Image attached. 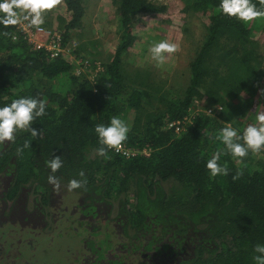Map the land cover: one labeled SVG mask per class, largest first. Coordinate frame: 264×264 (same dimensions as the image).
<instances>
[{"label":"trees","instance_id":"trees-1","mask_svg":"<svg viewBox=\"0 0 264 264\" xmlns=\"http://www.w3.org/2000/svg\"><path fill=\"white\" fill-rule=\"evenodd\" d=\"M85 2L64 0L70 20L60 18L63 49L83 24ZM112 2L120 21L119 45L93 80L74 73L65 51L52 57L46 49L29 44L18 28L0 25V32L16 36L13 41L0 35V107L21 97L47 101V114L32 125L43 130L42 137L21 132L15 143L0 145L2 213L9 219L14 212L46 216L54 188L47 180L52 173L46 161L61 156L64 164L55 175L68 195L86 200L78 205L80 216L90 219L85 223L71 215L66 218L69 227L77 223L83 230L78 264H255L254 248L264 244V160H256L250 152L237 165L224 154L223 143L209 135L215 137L233 121L231 127L242 134L248 124L257 123L246 122V115L254 116L258 106L264 109L260 96L264 71L259 69L253 32L264 18L245 24L223 15L220 0H189L187 10L208 15L209 24L191 66V82L180 99L164 85L152 83L147 71L132 76L123 59L136 42L137 17L164 13L166 6L152 0ZM253 3L259 7L258 0ZM228 42L234 47L225 52L222 46ZM222 68L227 72L223 74ZM245 95L252 110L242 113L234 102ZM199 99L209 105L194 112L183 132L164 130L169 122L188 117ZM113 116L130 128L125 144L146 149L149 155L127 159L110 151L105 159L95 154L100 146L95 125H108ZM26 141L32 147L18 156L17 148ZM217 151L222 153L219 164L230 170L228 176L213 178L206 168ZM238 168L244 175L234 182ZM81 170L87 176V191L69 192V180L80 179ZM38 188L47 194L36 195L30 210L27 197L32 191L37 194ZM116 206L118 214L112 216ZM66 208L63 216L70 212ZM115 222H121V233L113 227ZM81 250L88 254L84 259Z\"/></svg>","mask_w":264,"mask_h":264},{"label":"rangeland","instance_id":"rangeland-1","mask_svg":"<svg viewBox=\"0 0 264 264\" xmlns=\"http://www.w3.org/2000/svg\"><path fill=\"white\" fill-rule=\"evenodd\" d=\"M152 1L155 4L166 6L167 9L164 13L141 14L137 17L133 28L137 39L128 53L124 54V65L132 76L138 70L149 72L152 83L164 85L165 88H169L171 96L181 99L184 98L186 89L191 82L192 63L205 42L209 16L201 12L187 10L189 0ZM84 6L86 12L83 24L72 32L64 51L67 53L68 60L73 63L74 73L93 80L99 72L104 70V64L110 61L115 54L120 40V21L118 10L112 0H86ZM60 18L70 20L65 3L59 6L54 13H49L45 17L47 29L62 36ZM262 21L260 27L254 29L253 32L257 44V60L261 64L259 69L264 71V20ZM47 29H45L46 34L48 33ZM162 40L176 43L178 51L168 58L166 63L157 67L151 58L149 48ZM240 45H236L235 48H240ZM233 47L234 44L228 42L222 46V50L230 52ZM221 71L223 74L225 71L227 72L225 68H222ZM263 81L262 86L264 85ZM262 86L260 85V87ZM248 101L249 97L245 95L243 100L235 101L234 104L242 107L244 110L242 113L248 112V110L251 112L252 109L248 107ZM208 105L206 99L195 101L194 106L189 110L188 117L191 118L195 111L204 109ZM216 117H214L216 120H220ZM255 117L256 114L254 116L246 115L245 121L256 122ZM130 118L132 117L130 116ZM220 122H223V118ZM234 123L233 121L228 125L234 126ZM243 128L244 126L240 127L241 132ZM164 130L172 129L167 124ZM146 155H149V151ZM255 157L258 161L264 160V151ZM40 194L45 196L46 190L38 188L37 194L34 191L30 192L29 198L27 197V207L30 210L34 209V199L36 195L40 196ZM82 199L83 204L86 203L82 196L75 193L68 195L64 187H61L59 192L53 188L51 206L46 207L47 215H44L42 219L26 212L23 214L14 212L8 221L1 219L0 249L3 251L2 259L6 260L17 256L16 264L25 261V264H78L76 261L80 260L78 251L80 250V241L84 237L81 236L83 230L77 223L69 227L66 218L68 220L71 215V219L77 222H79L78 220L85 223L90 221V219L87 220L80 216L78 205L82 203ZM67 206H69L70 212L67 214L68 216L66 212L63 216L62 208L66 210ZM1 207L0 204L2 213L3 208ZM113 211L112 216H116L118 214L117 206L111 212ZM100 215L102 212L95 218ZM99 222H102V219ZM35 223L41 224L42 227L38 228ZM113 227L117 233H121V222H115ZM85 236H89V234H85ZM117 237H122V235L117 234ZM80 253L82 259L88 255L83 250Z\"/></svg>","mask_w":264,"mask_h":264},{"label":"clouds","instance_id":"clouds-1","mask_svg":"<svg viewBox=\"0 0 264 264\" xmlns=\"http://www.w3.org/2000/svg\"><path fill=\"white\" fill-rule=\"evenodd\" d=\"M63 3L64 0H0V25L4 29L15 27L27 31L34 28L36 31L42 32L47 14L54 13ZM258 4L259 7L257 3H253V0H220L218 7L223 15L247 24L264 18V0H258ZM0 35L11 37L13 41L16 40V36L9 31L0 32ZM177 51L178 45L167 40L154 43L149 48L151 58L157 67L166 63L167 59ZM260 96L264 97V89H260ZM46 108L47 101L36 97H21L12 100L9 105L0 107V145H4L6 142L15 143L17 134L21 132H30L34 138L42 137L43 130L38 131L32 125L38 118L47 114ZM255 112L257 123L248 124L242 134L229 125L223 127L215 137L209 135L210 140L216 139L223 143L226 147L224 154L230 155L237 165H241L250 152L253 155H258L264 151V109L258 106ZM94 131L100 145L95 150L97 156L107 159L108 153L113 150L117 153L123 152L125 156L128 155L123 146L128 139L130 128L119 116L111 117L108 125H95ZM31 147L32 143L26 141L23 147L17 148V155L21 156L24 149ZM221 154L220 151H217L206 162V168L213 178L230 174L226 164L224 166L219 164ZM63 164L61 156H55L46 161V165L52 173L47 178L48 183L53 185L57 192L60 190L61 182L55 173L63 167ZM78 175L80 179L69 180L67 184L69 192L77 189L87 191L88 181L85 172L81 170ZM243 175V169L238 168L232 179L235 182ZM254 252L256 253L253 257L255 264H264V244H257Z\"/></svg>","mask_w":264,"mask_h":264},{"label":"built area","instance_id":"built-area-1","mask_svg":"<svg viewBox=\"0 0 264 264\" xmlns=\"http://www.w3.org/2000/svg\"><path fill=\"white\" fill-rule=\"evenodd\" d=\"M44 31L38 32L34 28L33 29H28L27 31L19 30L22 35L27 39L29 44H31L35 49L40 50V49H46L48 52L51 53L52 57L58 56V53L64 51L62 47V39L63 37L59 35L57 32H52L48 30L45 26V24L42 26ZM48 30V33L46 34V30ZM46 34V35H44ZM39 46V47H38ZM221 109V108H219ZM211 112V113H210ZM212 109H209L207 113L210 115L212 114ZM191 124V118L186 117L182 120H177V121H172L168 123V126L176 133L180 134L183 132L188 125ZM124 150L128 152V155L125 156L123 152L117 153L114 150L112 151L113 153L115 152L116 154H121L122 156L126 157L127 159L136 157L141 154H148V150H142L140 148H132L128 147L126 144L123 146Z\"/></svg>","mask_w":264,"mask_h":264},{"label":"flooded vegetation","instance_id":"flooded-vegetation-1","mask_svg":"<svg viewBox=\"0 0 264 264\" xmlns=\"http://www.w3.org/2000/svg\"><path fill=\"white\" fill-rule=\"evenodd\" d=\"M2 213H1V211H0V221H1V219H3L4 221H8V220H10L9 218H7L5 215H1ZM37 218H39V219H42L41 217H37ZM8 223H10V222H8ZM35 225L36 226H38V228L39 227H42V225L41 224H39V223H35ZM0 227H1V224H0ZM27 239V238H26ZM2 253H3V251H1V249H0V264L2 263V264H16V261H17V256L16 257H12V258H8V259H2ZM18 263H20V262H18ZM26 263V261L24 262V263H20V264H25Z\"/></svg>","mask_w":264,"mask_h":264}]
</instances>
